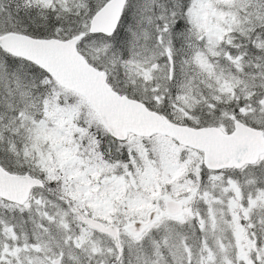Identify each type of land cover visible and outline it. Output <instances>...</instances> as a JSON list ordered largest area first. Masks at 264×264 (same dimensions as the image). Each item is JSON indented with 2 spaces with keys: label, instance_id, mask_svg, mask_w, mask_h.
Returning <instances> with one entry per match:
<instances>
[{
  "label": "snow or ice",
  "instance_id": "6c2138e0",
  "mask_svg": "<svg viewBox=\"0 0 264 264\" xmlns=\"http://www.w3.org/2000/svg\"><path fill=\"white\" fill-rule=\"evenodd\" d=\"M0 264H264V0H0Z\"/></svg>",
  "mask_w": 264,
  "mask_h": 264
}]
</instances>
